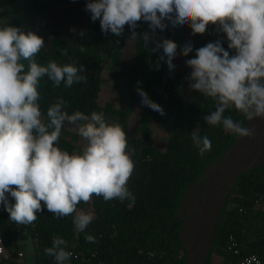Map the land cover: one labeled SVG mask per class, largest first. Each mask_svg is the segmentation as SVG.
Returning a JSON list of instances; mask_svg holds the SVG:
<instances>
[{
    "label": "clouds",
    "instance_id": "clouds-1",
    "mask_svg": "<svg viewBox=\"0 0 264 264\" xmlns=\"http://www.w3.org/2000/svg\"><path fill=\"white\" fill-rule=\"evenodd\" d=\"M86 11L93 22L100 21L103 33L117 37L127 25L131 38H136L140 21L149 24L153 35L156 29L166 30L169 23L174 28L189 26L192 35L204 34L210 24L216 26L226 34L228 49L235 54L221 40L196 49L194 58L185 61L191 68L189 87L215 101V110L203 118L207 125H222L224 131L240 137L255 134L254 128L243 127L224 114L234 109L248 121L264 118V0H88ZM79 34L83 37L84 31ZM149 39L145 33L146 44ZM44 48V38L35 32L0 24V205L20 225L34 223L37 213L46 207L56 218L72 216L76 230L85 232L95 214L78 208L81 202L87 204L95 195L105 202L134 203L128 182L136 167L135 149L129 146L122 124L107 119L103 111L70 114L67 102L57 97L45 116L39 104L44 77L55 88L61 84L71 88L86 76L82 74L84 65L72 57L64 64L56 60L38 63L35 57ZM161 48L160 59L167 57L171 72L178 45L165 38L153 51ZM79 51L83 53L85 47L80 46ZM192 52L191 42L180 50L184 57ZM61 54L68 56L67 49ZM137 91L142 105L164 115L162 106L147 92ZM66 124L85 142L71 153L59 146ZM192 140L201 156L211 149L206 135L193 131ZM9 195L15 203L9 202ZM85 240L96 243L90 234ZM67 247L64 238L53 236L44 253L55 264H66L73 255Z\"/></svg>",
    "mask_w": 264,
    "mask_h": 264
},
{
    "label": "trees",
    "instance_id": "trees-1",
    "mask_svg": "<svg viewBox=\"0 0 264 264\" xmlns=\"http://www.w3.org/2000/svg\"><path fill=\"white\" fill-rule=\"evenodd\" d=\"M49 6L50 0H0V15L4 16V24L20 28L24 22L45 15ZM148 26L147 22L140 21L135 30L136 61L126 77L132 104L142 108V136L129 135V116L123 107L117 108L112 102L100 103L105 70L114 90L119 92V72L127 40L125 30L119 37L111 32L105 34L100 21L90 19L86 37L77 45L58 39L48 52L41 50L35 57L41 64L48 60L64 64L72 57L84 65L85 80L71 88L63 84L55 88L47 77L41 80V110L46 116L48 107L57 97H63L70 114L77 110L85 114L103 111L107 119L119 121L127 133L129 146L135 149L136 167L128 182L134 203L129 200L105 202L95 195L87 204L81 202L78 208L95 214L85 232L76 230L72 216L56 218L46 207L42 213H37L34 223L20 225L11 221L9 213L0 205V235L9 251H18L19 243L30 241L36 264H55L54 258L45 255L44 248L51 246L53 236H59L67 241V250L73 254L66 264H185L186 255L180 241L182 221L178 215L185 189L233 145L238 135L224 131L222 125H207L203 118L215 110V101L199 92L189 101L187 78L170 72L167 57L160 59L162 48L153 51L150 41L144 42L143 31ZM169 26L176 35L173 41L179 49L187 42V31L184 27L174 28L170 23ZM192 36L193 58L196 49L217 40L229 50L226 34L217 31L214 25L210 24L204 34ZM80 46L85 47L83 53L79 51ZM63 49H67L68 56L61 54ZM173 64L175 66V59ZM138 88L162 106L163 116L142 105ZM224 115L231 116L242 126L248 121L234 109L226 110ZM152 123L170 130L171 140L166 151L156 149L151 136ZM67 126L62 131L59 146L71 153L77 147L65 136ZM193 131L208 136L211 141V149L203 156L193 143ZM257 194L264 197V167L242 173L236 182L215 248V254L225 264L237 260L229 250L232 237L238 241L243 256L257 254L264 261V198L259 202ZM9 202L15 203L10 195ZM86 234L94 236L96 243H88Z\"/></svg>",
    "mask_w": 264,
    "mask_h": 264
},
{
    "label": "rangeland",
    "instance_id": "rangeland-1",
    "mask_svg": "<svg viewBox=\"0 0 264 264\" xmlns=\"http://www.w3.org/2000/svg\"><path fill=\"white\" fill-rule=\"evenodd\" d=\"M87 2L88 0H50L45 15L24 22L20 29L24 32H35L43 37L45 41L43 52H48L53 42L58 39H66L69 43L77 45L86 37L88 22L91 19V13L86 11ZM4 23V16L0 15V24ZM184 28L187 31V42H191L194 52L192 29L189 26ZM71 29H75V32ZM81 30L84 31L83 37L79 34ZM125 32L127 40L119 72V92L114 90L105 70L100 103L104 105L106 102H112L117 108L123 107L129 116V135L136 137L143 135L140 125L142 108L132 104L126 87V77L135 66L137 38H131L132 31L127 25ZM145 33L149 35L153 49L156 48L157 42L165 38L176 39L170 26L164 31L156 29L155 35L148 26L143 35ZM182 47L177 49L172 73L187 78L191 68L185 61L193 58V52L184 57L180 54ZM188 84L190 85L189 80ZM189 85V101H192L198 95V91L191 90ZM243 127L254 128L255 134L251 137L238 136L233 145L212 162L196 182L185 189L178 208V215L182 221L180 241L186 255L185 264H225L224 260L215 254V248L218 231L234 196L236 182L242 173L264 167V118L247 121ZM151 131L156 149L166 151L171 140L170 130L161 124L152 123ZM65 136L76 145V150L85 144L71 125L67 126ZM22 245L24 247L15 251L14 256L17 257L19 252H24L27 254V262L34 264L32 242H24Z\"/></svg>",
    "mask_w": 264,
    "mask_h": 264
},
{
    "label": "built area",
    "instance_id": "built-area-1",
    "mask_svg": "<svg viewBox=\"0 0 264 264\" xmlns=\"http://www.w3.org/2000/svg\"><path fill=\"white\" fill-rule=\"evenodd\" d=\"M256 197H259V202L263 201V196L257 194ZM229 250L233 253V256L237 258L236 261H232L229 264H264L263 259L257 254L243 256L239 243L234 237L230 239ZM17 257L23 259L25 258V253L19 252ZM11 260V253L6 247L3 237L0 235V264H10Z\"/></svg>",
    "mask_w": 264,
    "mask_h": 264
},
{
    "label": "crops",
    "instance_id": "crops-1",
    "mask_svg": "<svg viewBox=\"0 0 264 264\" xmlns=\"http://www.w3.org/2000/svg\"><path fill=\"white\" fill-rule=\"evenodd\" d=\"M29 242V241H28ZM22 247H24L23 245H22V243H19V245H18V250H21V248ZM10 253H11V262H10V264L12 263H14V264H30V263H28L27 262V254L25 255V258H23V259H19L18 257H15L14 256V250H11V251H9ZM34 252V251H33ZM35 258V257H34ZM34 264H36L35 262H34Z\"/></svg>",
    "mask_w": 264,
    "mask_h": 264
}]
</instances>
